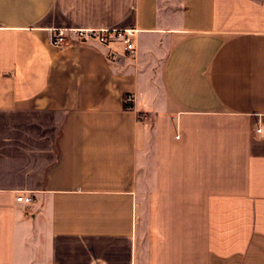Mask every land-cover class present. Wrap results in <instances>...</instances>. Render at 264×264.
I'll use <instances>...</instances> for the list:
<instances>
[{"label": "crops", "instance_id": "1", "mask_svg": "<svg viewBox=\"0 0 264 264\" xmlns=\"http://www.w3.org/2000/svg\"><path fill=\"white\" fill-rule=\"evenodd\" d=\"M0 264H264V0H0Z\"/></svg>", "mask_w": 264, "mask_h": 264}, {"label": "built area", "instance_id": "2", "mask_svg": "<svg viewBox=\"0 0 264 264\" xmlns=\"http://www.w3.org/2000/svg\"><path fill=\"white\" fill-rule=\"evenodd\" d=\"M72 33V38L79 42H85L87 40H93L99 44L108 45L113 41H117L122 50L125 52H132L134 50L133 34L134 30L127 29H72L69 30ZM65 29H55L51 36V44L59 46L65 42ZM111 58V54L108 55ZM125 100H129L128 96H125ZM32 197L28 193H19L15 196V201L22 202L24 204H30Z\"/></svg>", "mask_w": 264, "mask_h": 264}]
</instances>
